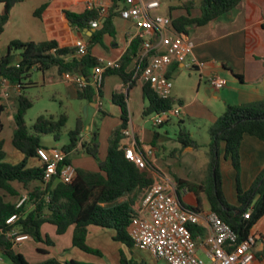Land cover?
Returning <instances> with one entry per match:
<instances>
[{"label": "trees", "instance_id": "trees-1", "mask_svg": "<svg viewBox=\"0 0 264 264\" xmlns=\"http://www.w3.org/2000/svg\"><path fill=\"white\" fill-rule=\"evenodd\" d=\"M176 1L178 5L170 6L165 16L170 18L171 29L175 33L186 34L188 27H201L215 21L238 6L243 0ZM20 2L22 0H0V5H2L0 35L4 31L11 9ZM121 2L122 0H113V8L101 20V27L88 37L87 52L80 58L75 55V47L58 48L54 41L42 43L13 41L8 45L5 54L0 57V79L19 86L16 111L13 115L15 130L12 135V146L23 156L19 163L5 162L3 142L0 141V254L9 264H29L24 256L16 251L6 236V233L12 228H15L20 234L28 235L35 243L47 246H52L53 243L47 235L42 234V225L48 224L54 227L57 236H62L71 229L72 247L84 253L100 255L98 250L87 245L89 227H98L112 230L114 232L113 241L128 248L134 247V242L127 232L130 221L136 214L132 206L135 199L142 195L143 190L153 184L155 176L149 165L141 170L124 157L121 142L125 137L122 132L128 128L130 121L127 96L124 93L112 96V103L119 108L121 123L113 130L108 139L107 155L104 160H100L98 155V131H88L89 140L83 141L81 139L82 133L85 131L83 117L80 116L76 119L74 129L67 133V143L60 148L66 158L59 165L58 171L60 172L64 164H70L68 156L73 152L92 157L97 163L98 171L75 168L76 176L70 183H62L57 178L45 183L43 166L31 167L28 164L30 159L37 158L38 148L46 149L42 146L43 136H51L55 142L60 141L67 123V116L62 114L55 118L54 116L41 115L31 128H28L25 123V115L32 107V102L27 97L24 88L28 83H31L33 69L41 73L55 69L57 74L62 76L63 74L76 75L75 71L81 68L80 77L87 82V86L79 88L76 85L77 99L88 104L92 103L94 98L99 95L101 88L97 92L88 84L91 70L100 65L98 59L91 55L90 50L95 45H101L105 35L115 36L112 17L116 13L119 14L117 11ZM44 8L45 6H42L37 10L35 16L39 17ZM177 8L185 10L186 15L172 19L171 11ZM193 9L199 10L198 17H191L190 11ZM64 16L73 30L82 33L85 30L89 31L91 29L90 22L99 18L96 11L93 10H85L81 13L64 11ZM142 42L141 38L134 39L122 56L119 67L104 71L103 81L106 76L117 75L129 91L138 76L133 78L135 68L132 72H126V68L133 60L137 61ZM17 52L18 58L16 59L15 53ZM142 93L146 101V106L141 113V117L144 119L153 114L173 109L175 106H182V102L174 97L159 98L148 84H143ZM208 135L210 142L207 152V177L201 184L180 179H177V183L179 187L182 186L188 192L193 193L197 203L200 202L199 194H204L209 211L216 213L221 220L226 222L242 241L264 216V168L246 191L242 190L238 177L240 171L239 147L243 136L249 135L264 142V101L226 106L225 112L209 129ZM156 140L157 133L155 132L151 143L153 147L156 146ZM176 142L180 146L179 150L198 148L197 142L181 124L176 133ZM221 144L224 145V157L231 160L236 171L238 204L236 207L226 201L222 191L219 170ZM176 191L178 196V190ZM22 194L26 195V200L17 206ZM183 207L199 211L198 207L184 205ZM249 211L250 218L246 220L244 215ZM12 215H18L19 218L10 226L6 224V220ZM190 230L193 238L203 234L204 231L198 226H193ZM37 250L46 253L43 250ZM38 264H61V262L52 258ZM63 264L78 263L68 261ZM119 264L146 263L127 259L123 254H120Z\"/></svg>", "mask_w": 264, "mask_h": 264}, {"label": "crops", "instance_id": "crops-1", "mask_svg": "<svg viewBox=\"0 0 264 264\" xmlns=\"http://www.w3.org/2000/svg\"><path fill=\"white\" fill-rule=\"evenodd\" d=\"M23 1L24 0H22V2ZM101 2L105 7H107L109 13L114 6L113 0H101ZM160 2V8L152 14L163 12L160 16H165L170 6L175 7L178 5L176 0H160ZM20 3L14 5L11 9L9 13V19L5 25L4 31L0 35V37L4 35L8 36L5 45L3 46L5 48V52L8 48V45L13 41H20L23 43H42L54 41L56 42L58 48L74 47V44L77 40H82L85 44H88V37H90L92 33L86 30L83 33L77 30H73L69 26L64 16V11H70L74 13H81L85 11L84 4L63 3L59 0H37L35 5L32 7L34 10V16L35 12L42 6H45V8L40 12L39 17L36 16L37 20L33 21L32 19H28V17H25L23 14L19 15L20 12H23V10L19 8L20 6H18L20 5ZM0 6L1 11L2 5ZM122 7L123 4L120 3L117 12H119ZM74 8L76 9V11H72ZM163 9H165V12L163 11ZM190 13L191 17L199 16L198 9H193L190 11ZM185 15L186 11L178 8L171 11L170 14L172 19ZM263 24L264 0H243L238 6L229 11L227 14L221 16L215 21L201 26L202 28L200 29L202 30L200 32V38L198 37L197 40L193 41L191 37L186 34L188 40L193 45L192 57L199 62H205V66L203 68L195 67L194 69H192L193 71H198L200 74V79L197 84L195 96L198 95V90L202 84L201 79H203L207 81L206 85L203 84L206 97L208 99H215L219 101L222 100L225 107L229 105L237 106L264 101ZM101 25L99 26V28L101 27ZM112 25L115 30V36L111 37L109 35H105L102 39V44L93 46L90 50V53L98 60L113 62L116 61L120 63L122 56L129 48L132 41L137 38L136 29L131 21L120 18L118 13L113 15ZM188 28L192 30V36L194 38V35L197 34L195 29L199 27L192 26ZM97 29H93V32H95ZM15 55L17 59L18 52L15 53ZM1 56H3V54L0 55V57ZM135 65L136 60H133L127 66L126 72H132V70H134L135 68ZM185 65L186 64L179 63L177 65L174 64L170 66L167 72V76L172 79V77L179 72V69L185 67ZM49 71H46V73ZM33 72L39 71L32 70L31 73ZM44 73H42V75H44ZM57 76L58 78L55 75L46 77L42 76L43 84H47L49 82L57 83V79L60 78L59 80L65 85V89L64 94H61L60 92H58L57 94L59 96L67 98V96H70L69 89L71 86H73L75 89L76 100L79 101L76 94V84L67 81L65 79V74H63L62 76H59L57 74ZM235 76H238L240 78H237ZM210 77L220 78L224 80L226 82V87L223 90L219 91L211 88L213 90L212 91L210 89L211 86L208 83V79ZM142 86V81L137 79L135 81V84H133L128 91L126 89L127 87L123 84L119 76L109 75L104 78L100 93L97 96L98 102L101 103V108L97 109L94 101L88 104L80 101L84 105H86V110L88 109V107L93 108L95 117H97L98 114L102 115V124L100 128L98 127V155L100 160H104L106 158L108 139L113 130H115L121 123L119 108L112 103V96L114 94L124 93L127 96V107L130 118L127 129H130L133 132L135 140L137 144L140 145V147L150 148L155 132L157 133V141L160 145L166 146L168 142L175 138L178 128H175L172 133H170L166 129H163L162 131H151L148 130L143 124L139 122L134 123V121L132 120L131 104L129 100L131 96L133 99H139L141 101V112L146 106V101L143 98ZM31 87L37 88L39 87V83L31 81ZM18 94L19 90L16 89L15 85L10 83H7L3 89H0V141L3 142V151L5 153L4 161L11 164L19 163L23 159L22 154L15 151L12 146V135L15 130L13 115L16 111V98ZM171 97H174L182 102V106H178L180 109L185 107V101L183 98L176 95L173 96L172 93ZM106 103L109 104L107 109H105L104 107ZM179 120L182 121L181 118ZM93 128L94 124L85 125V133L88 134V131L92 130ZM6 129L8 130V132L4 136ZM101 138H104L103 141L101 140ZM126 142L127 139L124 138L121 142V146H123ZM42 146H44L46 149L48 148L43 142ZM222 148L219 160V168L222 172H225L226 176L229 178V204L236 207L238 204L236 187L234 184L235 171L233 170L231 160L224 157V145H222ZM50 149H53V147H50ZM187 150L188 149H186L185 151ZM239 156V183L242 190L246 191L251 187L256 176L264 168V142H261L249 135H244L239 147ZM69 159L70 164L73 165V167L76 169L80 168L93 172L98 171L97 163L92 157L88 155L76 154L73 152L69 155ZM28 164L31 167L41 166V163L37 158L30 159L28 161ZM180 166L181 165H177L175 167L178 169L180 168ZM177 172L178 171H176V173ZM184 177H186V175ZM221 186L223 188L222 182ZM182 192L184 195L191 196V200L188 204H186L181 200L179 195L180 193H178V197L182 205L186 207H198L199 211L203 212L209 211V207L204 194H199L198 197L200 202L197 203L196 197L193 193L185 190H183ZM23 196L26 195L22 194V197ZM138 204L139 203H137L136 201L134 202V205L132 206V209L134 211L137 209ZM49 226L50 225L48 224L42 225L41 232L43 235H47L49 237V239L53 243L52 246H47L42 243H35L30 238L18 248H15L16 251L21 253L27 261V256L32 258V260L34 261V263L32 264L42 263L52 258L60 261L61 264L68 261L75 262L71 257L66 259V257L62 256V254L67 252V248L69 246L68 242L64 244L63 238L67 237L65 238V240L69 241L70 239L71 242L72 230L70 229L62 236H57L54 227L50 226V229L46 228ZM198 227L202 228L204 231L203 234L198 235L194 239L197 244L198 253H201L205 258L204 250L206 247L203 244V239L207 234V230L203 226ZM91 231L95 230H92V227H89L87 245L89 242ZM250 234L254 235L256 239L255 245L253 247L254 260L251 264H264V216L251 229ZM25 247L29 248L30 250H24V252H22L21 250H23ZM72 248L74 250H78L77 248ZM37 249L43 250L46 253L39 252ZM80 253L84 252L80 251ZM77 257L80 259H84L81 254H78ZM119 258L120 254L118 256V260ZM0 264H9L1 254Z\"/></svg>", "mask_w": 264, "mask_h": 264}, {"label": "built area", "instance_id": "built-area-1", "mask_svg": "<svg viewBox=\"0 0 264 264\" xmlns=\"http://www.w3.org/2000/svg\"><path fill=\"white\" fill-rule=\"evenodd\" d=\"M63 3H82L87 11H96L99 18L90 22L92 29L101 25V20L108 14V9L101 0H59ZM123 7L119 10V17L129 20L136 29V37L143 40L140 54L135 65L134 78L143 84H148L151 90L162 99L171 97L172 82L167 76L172 65L185 61L192 56L193 45L184 33H175L171 29V20L167 16L152 15L160 6V0H122ZM76 56L86 54V44L77 40L74 44ZM99 66L91 70L88 83L97 92L103 84V73L109 68H118L119 63L98 60ZM144 64V67H143ZM205 62H199L193 57L185 67L203 68ZM35 70V69H33ZM65 79L76 84L79 88L87 86V82L79 75L65 74ZM9 83L0 79V89ZM208 83L212 89L219 91L225 86L220 78L210 77ZM19 90V86L15 85ZM97 98V96L95 97ZM101 105L100 102H98ZM180 108L174 107L159 114H153L152 125L159 127L172 117H179ZM127 142L122 146L124 157L139 169H145L148 160L154 155L152 148L140 147L133 132L126 129L122 132ZM36 157L43 166V180L45 183L57 178L62 183H70L76 176V170L71 164H64L66 158L60 149L38 148ZM176 184L167 176L155 177L151 186L143 190L136 214L132 217L127 228L128 236L134 246L149 252L154 258L166 264H251L254 260L253 247L255 237L249 234L240 241L237 233L218 215L211 211H194L183 207L177 196ZM26 200L23 196L19 206ZM18 215H12L6 224L12 226L18 221ZM250 218V211L244 219ZM203 226L207 234L203 239L205 245V262L198 255V248L190 228ZM13 247L30 239L28 235L20 234L15 228L6 233Z\"/></svg>", "mask_w": 264, "mask_h": 264}, {"label": "rangeland", "instance_id": "rangeland-1", "mask_svg": "<svg viewBox=\"0 0 264 264\" xmlns=\"http://www.w3.org/2000/svg\"><path fill=\"white\" fill-rule=\"evenodd\" d=\"M36 2L37 0H24L22 3H20V5L18 6H20L19 8H21L23 12H20L19 15L23 14L25 17H28V19L36 21L37 17L34 16V10L32 8ZM72 11H76V9L74 8ZM163 11L165 12V9H163ZM161 13L163 12H158L152 15H161ZM200 28L202 27L195 29L197 34L194 35V38L192 36L193 32L191 29L188 28L186 34L189 35L193 41L197 40L198 37L200 38V32L202 30ZM7 38V35L0 37V55H4L5 53V48L3 46L5 45ZM191 57L192 56H190V58ZM190 58L185 61V64H190ZM50 75H55L58 78L55 69H52L47 73L45 72L44 75H42L41 72H33L31 73L30 80L33 82H38L39 87L33 88L31 87V83L29 84L27 82L28 85H26L24 88L27 97L32 102V107L27 111L25 115V123L28 128H31L35 120L41 115L54 116L55 118L59 117L62 114H65L67 116V123L65 128L63 129L62 136L59 142L53 141L51 136L42 137V142L48 147L47 150H50V147L60 149L67 143V133L70 130L74 129L76 119L80 116L83 117V122L85 125L94 124V128L92 130H89V132L95 130L98 131V127L100 128L102 124L101 114H98V116L95 117L93 108L88 107V109L86 110V105L76 100L75 89L73 86H71L69 89L70 96H67V98H65L57 94L58 92L64 94L65 89V85L59 80L60 78L57 79V83L49 82L47 84H43L42 76L46 77ZM199 79V72L193 71L192 69L187 67L179 69V72L172 77V95L183 98L185 101V107L180 110L181 115L179 117H172L161 127H153L151 122L153 115L145 119L141 117L142 104L139 99H133L132 96L129 99L131 104L132 120L134 121V123L139 122L151 131H162L163 129H166L170 133H172L173 130L175 128H178V126L181 124L188 130L193 139L197 142V149L186 148L188 149L187 151H185L186 149L179 150L180 146L176 142L175 136V138L168 142L166 146L160 145L156 140V146L153 148V146L151 145L150 147L154 150V155L148 160L150 170L153 172L155 177H159L162 175L169 177L176 184L178 193H180V198L186 204H188L191 200V196L183 194L182 191H187V189L182 186L179 187L177 179L188 181L194 184H201L202 181L205 180L208 174L207 152L208 144L210 142L208 131L214 125L218 117H220L226 109L222 100L219 101L215 99H208L206 97L203 84L206 85L207 81L203 79H201L202 84L198 90V95L195 96ZM75 87L77 89L76 85ZM225 87L226 82L224 88ZM93 101L95 102L97 109L102 107L98 104L97 98H94ZM108 106L109 104L106 103L104 105L105 109H107ZM176 107L178 106H175V108ZM180 118L182 119V121L179 120ZM7 132L8 130L6 129L4 136L7 134ZM81 139L83 141L89 140V134H86L84 131L82 133ZM103 139L104 138H101L102 141ZM222 145L223 144H221V148ZM177 165H181L180 168L177 169L175 167ZM219 170L221 182L223 185V193L226 201L230 203L228 200L230 197L228 187L230 184L229 178L226 176L225 172L221 171L220 168ZM233 170L235 171L234 168ZM176 171L180 173H176ZM185 175L186 177H184ZM189 179H191L192 181ZM234 184L236 187V171ZM140 199L141 195L137 199H135V201L139 203ZM46 228L50 229L51 227L49 226ZM92 230L95 231L90 232L88 245L93 249L99 250L100 255L80 253V251L76 249L74 250L72 248L70 239L69 241H66L65 238L67 237H64V240L62 239L64 244L68 242L69 246L67 248V252L62 254V256L66 257V259L71 257L78 264H119V254H123L127 259L143 261L146 264H166L164 261L154 258L149 252L142 250L136 246H134L133 248H128L121 243L113 241L112 238L114 236V232L112 230L101 229L98 227H92ZM24 250L30 249L25 247L21 251L24 252ZM78 254H81L84 259L78 258ZM198 255L205 262H207L201 253H198ZM28 257L29 256H27L28 262L30 264L34 263L32 258Z\"/></svg>", "mask_w": 264, "mask_h": 264}, {"label": "water", "instance_id": "water-1", "mask_svg": "<svg viewBox=\"0 0 264 264\" xmlns=\"http://www.w3.org/2000/svg\"><path fill=\"white\" fill-rule=\"evenodd\" d=\"M89 32H90V33H93V29H90ZM80 69H81V68H79L78 70H76V71H75V74L81 76ZM85 109H86V108H85Z\"/></svg>", "mask_w": 264, "mask_h": 264}]
</instances>
